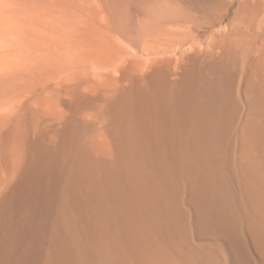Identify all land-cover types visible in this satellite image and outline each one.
Returning <instances> with one entry per match:
<instances>
[{
  "label": "bare ground",
  "instance_id": "obj_1",
  "mask_svg": "<svg viewBox=\"0 0 264 264\" xmlns=\"http://www.w3.org/2000/svg\"><path fill=\"white\" fill-rule=\"evenodd\" d=\"M28 1L36 40L120 71L11 146L0 264H264V0Z\"/></svg>",
  "mask_w": 264,
  "mask_h": 264
},
{
  "label": "rangeland",
  "instance_id": "obj_2",
  "mask_svg": "<svg viewBox=\"0 0 264 264\" xmlns=\"http://www.w3.org/2000/svg\"><path fill=\"white\" fill-rule=\"evenodd\" d=\"M21 1L7 0V8L10 7L14 14L12 21V24L15 23L14 29L21 30L22 35L16 36L20 32L14 30L15 36L19 37L18 41L15 40L17 41L16 46L12 45L15 42V36L13 35L14 42L8 43V41L9 45L4 50L6 54L10 45L14 47H10V53L6 57L9 61L8 64L11 62L16 63H14L11 70L9 66L11 68L13 63L9 66L4 65L8 67H6V75L9 73V76L8 78L5 76V81L7 80L9 83L4 84L6 88L0 89V106L2 107H0V181L8 173V164L11 162L9 155L11 146H19L24 151L31 142L47 137L50 134L51 124H55L53 121L52 123L49 122V116L55 110L54 107L58 109L59 113H62H60L61 115L68 111L65 104L68 105V102L72 101L71 88L94 81L96 73L100 75L102 73L104 75L103 82L108 84L106 72H112L111 79H118L117 76H119L120 71L114 73L119 62L113 63L114 65L112 64L110 68L102 66L95 69L89 52L82 46L75 47V49L74 47L47 44L41 38L36 40L39 36L32 25V17L28 15L30 10L29 1H22L23 6ZM22 10L26 14H23ZM24 16L28 17L27 20ZM21 24L22 26H20ZM10 31L12 30L10 29ZM10 33L7 35L11 36ZM19 46H21L20 49ZM11 49L14 51L11 52ZM17 49L21 51L16 53L15 50L17 51ZM4 63L6 64V61ZM59 123L56 122V124Z\"/></svg>",
  "mask_w": 264,
  "mask_h": 264
}]
</instances>
